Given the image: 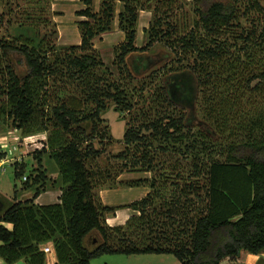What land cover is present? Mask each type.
Listing matches in <instances>:
<instances>
[{"label":"trees","instance_id":"trees-1","mask_svg":"<svg viewBox=\"0 0 264 264\" xmlns=\"http://www.w3.org/2000/svg\"><path fill=\"white\" fill-rule=\"evenodd\" d=\"M11 1L5 0L9 8L0 13V118L23 136L46 132L48 139L33 151L38 166L29 175L24 162L14 164L15 178L26 177L23 188H33V194L0 208V257L6 264H48V242L57 255L51 264L152 253L174 254L183 264H245L244 254L264 251L260 0H216L208 7L193 0L191 11L192 0H100L99 8L95 0H80L84 7L76 14L85 19L77 21L79 44L59 43L55 0H21L27 4L21 14L13 12ZM144 10L152 17L143 28L147 41L138 45ZM116 17L125 34L112 46L117 76L94 42L114 28ZM157 43L173 57L150 74L158 79L146 94L152 107L136 106L144 89L138 76L153 67L150 60L143 63L142 53ZM135 54L139 62L131 65ZM185 82L193 89L189 104L175 92ZM111 102L131 116L123 150L101 164L106 148H96L94 141L113 140L103 125ZM190 104L201 116L196 130L187 125ZM6 156L0 150V161ZM45 156L55 162L57 175L42 167ZM125 172L150 175L120 180ZM120 186H148L149 192L128 203L105 204L100 190ZM50 188L61 190L60 201L36 203ZM125 207L136 213L110 225L107 213ZM94 230L101 239L89 248L84 240Z\"/></svg>","mask_w":264,"mask_h":264},{"label":"rangeland","instance_id":"rangeland-1","mask_svg":"<svg viewBox=\"0 0 264 264\" xmlns=\"http://www.w3.org/2000/svg\"><path fill=\"white\" fill-rule=\"evenodd\" d=\"M15 1V2H14ZM213 1L216 0H200L201 3L205 7H208ZM223 1L226 4H233L234 0H220ZM264 4V0H260ZM11 4L13 5L14 11L21 14V12L27 8V4L24 1L21 0H12ZM195 7V4L193 0L188 5V9L191 11ZM9 8L7 5H5V0L3 2L0 1V13L2 10H6ZM66 18H69V15L67 13ZM145 16L142 18V20L145 21ZM243 23L245 25H249V22L247 20L243 19ZM5 26V25H3ZM1 27V25H0ZM2 30L4 29L1 28ZM0 32L3 33V31L0 30ZM143 33L144 31L140 29V37L137 39L138 45H143ZM147 41V36L145 37V43ZM144 43V44H145ZM103 53L105 57V62L111 67L113 70L115 76L118 75L117 67L113 64V55L112 54V48L109 46L108 48H103ZM143 54V63L148 62L150 60V64H153V67L150 69H146L144 73L140 76H138V80L136 81L137 84L139 83V86H144V89L139 90L140 94L136 96L137 102L136 106H143V103H147V108L152 107L150 106V97L146 96V94H152V92L155 89V84H157L158 79H154L153 74L150 75L153 72V69L159 68L165 63L171 62L170 59L173 57L172 51L169 47L165 46L163 43H157L155 46L148 52H144ZM135 61L139 62L138 55L135 54L130 58V64L133 65ZM18 70L20 72H24V68L22 66L18 67ZM154 80V82L150 83L149 80ZM144 80V84L142 81ZM193 87L195 86L196 89V79H192ZM142 84V85H141ZM183 87H178L175 89V92L179 96V100L182 103L189 104L191 103L192 97H193V89L191 86L185 82L181 83ZM195 91V90H194ZM194 100L192 101V103ZM193 107V109H192ZM186 110V117H187V125L189 127H192L193 129L198 128V124L201 123V116L196 112V107L194 104L187 105ZM103 116L106 118V122L103 124L104 126H109L111 133L113 134V140L112 139H106L102 140L101 138H97L94 143L96 148L102 149L106 148V152L103 153L100 158L99 162L101 164L106 163V157L112 158L114 153H118L123 150L124 144L122 142L127 124L129 123L131 114L129 112H123L120 113L116 111L113 107V102L110 103L108 109L103 113ZM11 122V121H10ZM205 127V126H202ZM6 137V138H4ZM26 137H31L30 139H25ZM4 138V139H3ZM48 137L47 133H38L35 135L30 136H23L20 129H16L13 126H6L3 124L2 119L0 118V150H5L7 153V156L5 158V162L0 165V193L5 198H12L15 195V192L17 189L21 190V186L23 185L22 178L16 179L14 175V164L16 162H24L26 164V175H29L31 171H34L36 167L38 166L37 160L35 159L33 155V151L38 148L40 149L43 147V145L46 143ZM5 142H4V141ZM3 143H6V148L2 146ZM42 167H47L49 173H52L54 175H57V166L55 165V162L51 160L48 156L44 157V163ZM145 173V172H143ZM149 174V173H148ZM147 175V174H146ZM145 175V176H146ZM149 176V175H148ZM129 186H124L122 189L118 191L120 197L123 199L122 201L128 202L129 201V192H131V195L134 196L138 194L137 188L134 187L137 190L129 191ZM25 190V189H23ZM7 198V199H8ZM142 198V197H141ZM140 199V198H137ZM136 200V199H134ZM50 254V253H49ZM123 256V255H122ZM126 257V256H124ZM136 257V256H132ZM138 257V256H137ZM139 258V257H138ZM160 255L153 254L152 260H148L149 264H183L181 260L176 257L174 254L168 253V255H162V258H168L167 262L166 260L163 261L160 259ZM147 262V263H148Z\"/></svg>","mask_w":264,"mask_h":264},{"label":"crops","instance_id":"crops-1","mask_svg":"<svg viewBox=\"0 0 264 264\" xmlns=\"http://www.w3.org/2000/svg\"><path fill=\"white\" fill-rule=\"evenodd\" d=\"M100 0H95L96 8H99ZM84 4L80 0H55L52 4L53 11H60L61 14H54L53 19L58 24L59 30V43L60 44H79L81 43V33L78 27L77 21L85 19L84 16H80L76 14V10L83 8ZM121 5L118 4V11L120 10ZM69 15V18H66V15ZM145 16V21L142 18ZM152 17V13L150 11H142L140 15L139 25H138V38L140 37V29L143 30L144 27H147ZM144 31V30H143ZM125 34L122 30L119 29L118 17H116L114 28L110 31H107L100 36L94 38L95 46L101 50L103 53V48H108L109 46L115 45L116 43L124 40ZM146 33H143V45L145 43ZM137 38V39H138ZM113 59L114 54L112 51ZM105 60V57L103 55ZM6 138V137H4ZM3 138V139H4ZM4 141V140H3ZM5 142V141H4ZM2 146L6 148V143H3ZM5 159L3 160V163ZM14 171V170H13ZM147 174V175H146ZM54 175V174H53ZM150 175L148 172H125L120 175V180H129L136 179L140 177H146ZM124 186L116 187V188H102L100 190V196L102 201L107 205H119L134 201V199L144 197L149 192L148 186H140V188L129 187V191L137 190L138 194L132 196L131 192H129V201H122L123 199L120 197L118 191L123 190ZM137 187V186H136ZM139 187V186H138ZM23 185L21 186V190L17 189L14 197L5 198L6 196L0 193V198L3 200V203H0V208L5 205L8 207L14 201H18L27 197L32 196L33 188L23 190ZM61 190L58 188H50L46 191L42 192L37 198L36 203L38 204H49L60 201ZM2 202V201H1ZM136 213V211L131 208H119L114 212H108L106 215L107 222L110 225H121L124 224L128 218ZM9 229L13 228V224L9 222H2ZM101 239V236L97 230L92 231L88 236H86L84 240V244L89 248H93L96 246L98 241ZM1 243V241H0ZM46 245L51 247V251L49 252V256L47 259V263L51 264L57 260V255L54 249V245L52 242H48ZM152 254H105L101 257L95 258L91 260V264H149L148 260H152ZM123 255V256H122ZM160 255V259L167 262L168 258H162V255H168V253L158 254ZM126 256V257H124ZM136 256V257H132ZM139 258H138V257ZM242 261L245 264H264V251L261 253H246L242 257ZM148 262V263H147ZM169 264V262H167ZM0 264H6L4 258L0 257ZM14 264H27L24 260H19Z\"/></svg>","mask_w":264,"mask_h":264},{"label":"built area","instance_id":"built-area-1","mask_svg":"<svg viewBox=\"0 0 264 264\" xmlns=\"http://www.w3.org/2000/svg\"><path fill=\"white\" fill-rule=\"evenodd\" d=\"M30 138H31V137H26L25 139L27 140V139H30ZM3 160H4V159H3ZM3 160L0 161V165L3 164ZM25 178H26V177H25ZM45 251H46V252H50V251H51V247L48 246V245L45 246Z\"/></svg>","mask_w":264,"mask_h":264}]
</instances>
